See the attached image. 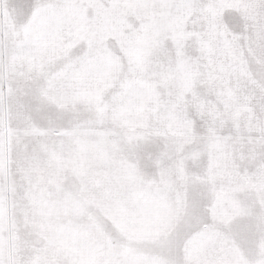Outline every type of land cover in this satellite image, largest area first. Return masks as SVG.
Listing matches in <instances>:
<instances>
[{
    "label": "rangeland",
    "instance_id": "1",
    "mask_svg": "<svg viewBox=\"0 0 264 264\" xmlns=\"http://www.w3.org/2000/svg\"><path fill=\"white\" fill-rule=\"evenodd\" d=\"M66 2L70 47L48 42L42 59L24 45L22 32L9 25L8 55L0 56V243L12 241L17 264H98L102 254L108 259V245L116 237L145 244L166 220L170 205L183 206L188 188L205 184L209 177L206 149L184 151L196 136L191 122L164 110L159 93L139 79L128 89L135 102L113 107L101 102L94 87L74 90L69 77L58 75L52 82L49 76L65 48L80 45L91 47L89 67L100 79L119 70L121 57L142 65L156 13L141 0ZM211 2L222 7L165 10L175 61L170 75L189 95L203 90L231 96L243 86L241 40L246 43L247 38L233 32L223 18L237 0ZM205 51L215 71L204 68L209 63L200 59ZM197 110L220 114L215 106ZM230 111L246 125L245 117L255 115L246 102H234ZM214 147L215 167L231 166L223 145ZM257 155L254 147L247 159ZM244 162L237 153L236 165L243 167ZM161 184L177 189L170 201L107 196L112 186L147 190ZM262 190L264 178L208 188L210 199L219 193V226L207 241L219 264H251L228 225L247 215L264 224ZM256 247L258 252L264 248V230ZM27 249H33L31 254Z\"/></svg>",
    "mask_w": 264,
    "mask_h": 264
},
{
    "label": "snow or ice",
    "instance_id": "2",
    "mask_svg": "<svg viewBox=\"0 0 264 264\" xmlns=\"http://www.w3.org/2000/svg\"><path fill=\"white\" fill-rule=\"evenodd\" d=\"M141 3L156 13L153 30L145 38L142 65L125 63L121 57L119 70L100 79L96 70L89 67L91 47L80 45L71 50L65 48L66 54L57 59L55 72L49 76L52 82L58 75L69 77L74 90L94 87L101 102L113 107L135 102L128 89L130 83L134 84L139 79L145 87L159 93L164 110L191 122L196 136L184 151L206 149L210 157L209 177L205 184H193L188 188V197L183 206L179 203L170 205L166 220L150 241L137 244L116 237L108 245V259L102 254L98 264H219L207 245L219 226L215 221L219 193L216 199H210L208 188L216 189L218 185L226 183L264 178V0H237L234 8L224 12L223 18L232 31L247 38L246 43L244 39L241 40L243 56L239 80L243 86L231 96L213 92L205 94L203 90L199 94L189 95L170 75L175 61L171 58L169 42L172 28L165 10L173 7L210 9L222 5L211 0H141ZM68 8L66 0H0V56L8 55L6 37L9 25L22 32L24 45L40 53L42 59L47 55L44 46L48 42L70 47L72 28L67 18ZM249 51L252 55H249ZM200 59L209 61L203 65L204 68L215 71L211 68V57L206 51ZM234 102H246L253 106L255 115L245 117L247 125L231 117L230 108ZM201 105L206 108L215 106L220 114L198 111ZM257 141L258 146L255 145ZM215 145H223L225 159L233 161L224 170L215 167L214 162L218 158ZM254 147L258 155L248 160L247 155ZM237 153L245 157L243 167L235 163ZM174 192L177 189L166 184L147 190L112 186L107 196L110 199L136 197L149 201H170ZM260 195L264 197V190ZM262 230L264 224H259L253 215L237 217L228 225V231L239 242V247L251 264H264V248L258 252L256 247L257 237ZM32 250L26 251L31 254ZM0 264H17L11 240L0 243ZM50 264L67 262L51 260Z\"/></svg>",
    "mask_w": 264,
    "mask_h": 264
}]
</instances>
